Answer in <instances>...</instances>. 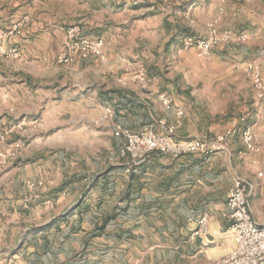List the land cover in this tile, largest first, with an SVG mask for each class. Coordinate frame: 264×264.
Returning a JSON list of instances; mask_svg holds the SVG:
<instances>
[{
	"label": "crops",
	"instance_id": "crops-1",
	"mask_svg": "<svg viewBox=\"0 0 264 264\" xmlns=\"http://www.w3.org/2000/svg\"><path fill=\"white\" fill-rule=\"evenodd\" d=\"M158 2L0 0V29L24 21L4 44L18 57L0 55V125L40 122L30 146L0 168V264H170L172 254L178 264H213L234 248L226 201L237 177L249 184L252 220L264 224L263 157L241 140L250 126L260 146L264 101L231 63L252 61L264 77V0H205L191 9L190 0ZM73 24L103 40V60L57 62ZM190 24L199 37L209 24L247 35L241 45L211 51L208 81L197 79L206 66L176 34ZM141 71L151 79L147 88L133 79ZM198 87L225 108L202 112ZM118 126L173 128L177 140L232 136L207 158L151 154L126 174ZM204 214L208 235L195 237Z\"/></svg>",
	"mask_w": 264,
	"mask_h": 264
},
{
	"label": "built area",
	"instance_id": "built-area-1",
	"mask_svg": "<svg viewBox=\"0 0 264 264\" xmlns=\"http://www.w3.org/2000/svg\"><path fill=\"white\" fill-rule=\"evenodd\" d=\"M173 0H160L161 5L168 6ZM205 0H190L188 9L195 7ZM24 21L15 24L11 30L0 29V55L12 58L18 57L15 50H5L4 44L11 35H20ZM247 40L245 33L234 34L228 30H219L215 24L207 26L206 36L203 38L189 36L182 42L181 49L195 48L199 58L209 56L211 51L219 46L241 45ZM104 42L101 39H91L83 35L77 26L71 27L65 34L63 51L58 57V63L70 64L72 55L77 54L82 59H104ZM237 70L243 72L251 81L255 97L264 101V77L259 67L252 61H240L235 64ZM133 79L142 88H147L151 79L144 71L134 75ZM162 105L170 108L171 100L164 95L160 96ZM243 121V118L241 119ZM118 133L123 137L124 144L120 150V156L126 161L125 173L130 174L134 168L145 161L151 154H159L178 158L187 155H197L207 158L212 154L224 151L232 136V130L213 138L201 140H177L173 136V128H168L165 134H157L152 127L140 132H133L124 127H117ZM241 140L247 153H256L258 146L255 142L252 127L245 126L241 131ZM0 163L5 161L6 155H1ZM261 167L264 169V162ZM262 172L258 173L261 177ZM30 185L29 189H33ZM249 184L242 178H235L228 192L226 209L230 225L226 233L234 242L233 250L218 259L213 264H264V224H256L248 212L247 197ZM33 199V195H27L24 203ZM193 236L208 235V216L204 214L196 220V228Z\"/></svg>",
	"mask_w": 264,
	"mask_h": 264
},
{
	"label": "rangeland",
	"instance_id": "rangeland-1",
	"mask_svg": "<svg viewBox=\"0 0 264 264\" xmlns=\"http://www.w3.org/2000/svg\"><path fill=\"white\" fill-rule=\"evenodd\" d=\"M158 1H159L158 3L161 4L160 0H158ZM74 26H77L81 29L79 24H73V25H70L69 27H67V29L65 30V34L69 28L74 27ZM182 26H183V28L187 29L191 33V35H187V36H184L183 38H181L180 45L182 44L183 40L189 36H195V38L199 37L197 35H194L193 31L191 32V28H192L191 24L188 26H185V25H182ZM81 31H82V29H81ZM228 31H230V30H228ZM230 32H232V31H230ZM232 33L238 34L237 32H232ZM205 36H203V37H205ZM203 37H200V38H203ZM64 42H65V36H64ZM63 46H64V44H63ZM231 46H237V45H231ZM62 51H63V47H62V50L57 55V62H58V57L62 53ZM10 58H12V57H10ZM77 58H80V57L77 54H73L72 55L73 61L70 64H64V65L73 64L75 62V59H77ZM196 58H197V64H200L202 66H206L205 71H203L201 73H197V79L200 78V76L203 79L206 75L207 81H208L209 68L215 67L214 61L210 59V55L205 57V58H199L198 56ZM174 61H176V62L174 63V62L170 61V62L165 63V66L168 64L167 67L171 68L173 66V64L177 63V60H174ZM240 61H242V60H239V61L236 60V62L232 61L231 63L235 66V64L237 62H240ZM190 74L192 75V73H190ZM208 93H209L208 88L198 87V89H197V108H200V110L202 112H207V110H209V109L211 110L212 108L213 109L215 108L216 110H220L221 108L222 109L225 108L224 105L222 107L219 103L211 105L209 102V99L207 98ZM219 116H224V115L219 114ZM39 127H40L39 120H33V119L27 120V121L11 120L5 125H0V161L2 159L1 155H3V156L6 155L5 161L0 163V168L5 166L8 162H11V161L18 159L20 157V155L23 154V152L31 144V141L33 138L32 135L35 133L36 130L39 129ZM157 133H159V132H157ZM116 137L120 139V143H119L120 146H123L124 140L122 139L121 135L119 134V137L118 136H116ZM260 137H261L260 138V146H258L259 150H257V151L263 157V161H264V132H261ZM114 157L115 156H113L112 158H114ZM106 161L108 162V160H106ZM117 161L121 162V159L117 160ZM30 194L32 195V193H30ZM28 205H32V202L28 203L27 207H28ZM136 264H141V263L137 262ZM143 264H146V262ZM170 264H178V260H177L175 254L171 255ZM182 264H201V263L200 262L197 263V261L195 263H193L192 260H186Z\"/></svg>",
	"mask_w": 264,
	"mask_h": 264
},
{
	"label": "trees",
	"instance_id": "trees-1",
	"mask_svg": "<svg viewBox=\"0 0 264 264\" xmlns=\"http://www.w3.org/2000/svg\"><path fill=\"white\" fill-rule=\"evenodd\" d=\"M176 34L178 37H180L179 40H181V38H183L184 36L191 35V33L185 28L178 29Z\"/></svg>",
	"mask_w": 264,
	"mask_h": 264
}]
</instances>
